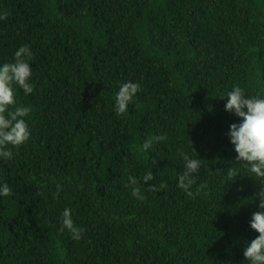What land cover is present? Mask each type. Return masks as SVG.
Wrapping results in <instances>:
<instances>
[{"label":"trees","instance_id":"16d2710c","mask_svg":"<svg viewBox=\"0 0 264 264\" xmlns=\"http://www.w3.org/2000/svg\"><path fill=\"white\" fill-rule=\"evenodd\" d=\"M0 12V63L21 45L34 54V92L17 97L31 137L0 161L13 190L0 264H247L260 186L235 161L239 118L218 96L264 92V0H0ZM127 81L140 91L117 116ZM155 135L166 140L142 151ZM180 151L201 160L192 196L177 186ZM65 208L79 241L61 231Z\"/></svg>","mask_w":264,"mask_h":264},{"label":"clouds","instance_id":"9594fccd","mask_svg":"<svg viewBox=\"0 0 264 264\" xmlns=\"http://www.w3.org/2000/svg\"><path fill=\"white\" fill-rule=\"evenodd\" d=\"M7 12H0V20H4ZM33 52L29 45H21L12 54L11 60L0 63V161L7 162L14 158L13 149L25 144L31 137L28 124L30 105H24L17 98L18 90L24 96L34 92L33 70L31 61ZM140 91V84L127 81L119 84L113 96V111L117 116L128 114L129 105L135 103V97ZM220 99L226 100L224 109L239 118V123L230 125L227 136L236 153L235 161L241 162L248 176L259 184V190L253 194L252 202H257L258 210L251 214L249 227L256 237L246 243L243 256L247 264H264V92L249 94L239 85H233L230 90L222 92ZM140 108L141 105H135ZM166 140L164 135H155L144 140L141 149L149 152L155 144ZM184 162V171L178 175L177 186L192 196V186L195 184V174L201 167L199 158H192L184 151L178 153ZM238 173L233 170L228 173L232 178ZM155 180L152 171L145 172L142 182ZM128 184L132 187V195L138 200L145 197L141 192L137 179L129 175ZM165 185L161 183L160 188ZM150 189H157L155 184H149ZM12 188L7 182L0 181V198L10 197ZM60 185H57L59 194ZM61 231L67 230L71 239L79 241L83 238L84 229L77 226L72 218V211L65 208L61 213Z\"/></svg>","mask_w":264,"mask_h":264}]
</instances>
